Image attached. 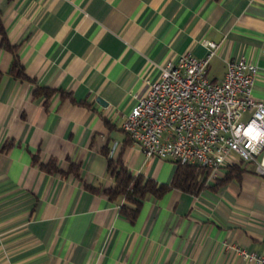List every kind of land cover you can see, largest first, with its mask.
<instances>
[{
	"label": "crops",
	"instance_id": "0c3cea01",
	"mask_svg": "<svg viewBox=\"0 0 264 264\" xmlns=\"http://www.w3.org/2000/svg\"><path fill=\"white\" fill-rule=\"evenodd\" d=\"M0 17L26 75L10 71L0 36V264H256L232 248L264 251V180L251 163L216 189L147 194L133 221L104 189L109 158L159 183L174 174V161L144 156L122 128L167 61L204 56L214 40L209 78L243 57L264 100V0H0ZM34 156L75 163L78 176Z\"/></svg>",
	"mask_w": 264,
	"mask_h": 264
},
{
	"label": "built area",
	"instance_id": "2783aa9c",
	"mask_svg": "<svg viewBox=\"0 0 264 264\" xmlns=\"http://www.w3.org/2000/svg\"><path fill=\"white\" fill-rule=\"evenodd\" d=\"M203 44L204 56L184 52L163 64L157 79L146 78V90L133 95L122 128L144 156L199 164L207 182L239 160L264 180V100L251 92L257 67L243 57L231 59L223 78L211 80L208 64L218 43ZM232 248L264 264V251Z\"/></svg>",
	"mask_w": 264,
	"mask_h": 264
},
{
	"label": "trees",
	"instance_id": "16d2710c",
	"mask_svg": "<svg viewBox=\"0 0 264 264\" xmlns=\"http://www.w3.org/2000/svg\"><path fill=\"white\" fill-rule=\"evenodd\" d=\"M0 36L1 43L12 52V60L10 63V71H16L15 74L18 77L26 78L23 71V66L20 59L17 57L16 45L11 44L8 41L5 27L0 17ZM1 76V72H0ZM55 92V89L37 86L34 89L35 95H44L45 97L51 96ZM61 97H66L68 94L64 93L63 90H59ZM66 95V96H65ZM70 100H73L70 97ZM82 103H85L82 101ZM130 141L129 136L127 135ZM33 162L38 163L39 166L48 172H72L78 176L79 167L75 163H70L67 170H62L56 166L55 159L50 158L46 163L40 162L36 156L33 157ZM176 167L174 174L169 183H159L151 177H145L142 174H134L128 170L125 165L122 164L120 158L108 159V168L110 174L113 176V185L106 187L104 193L110 199L122 196L125 202L119 207V210L130 220L133 221L138 215L141 201L147 194H152L156 197L162 196L171 188H179L181 190L197 194L200 190L206 187L216 189L225 181L236 177L238 178L241 172L245 170L243 166L244 161L239 160L227 166V170L218 176L214 180V184H206V170L201 165L189 162L175 161ZM90 190L96 191L97 187L88 186Z\"/></svg>",
	"mask_w": 264,
	"mask_h": 264
},
{
	"label": "rangeland",
	"instance_id": "374dc122",
	"mask_svg": "<svg viewBox=\"0 0 264 264\" xmlns=\"http://www.w3.org/2000/svg\"><path fill=\"white\" fill-rule=\"evenodd\" d=\"M244 118H246V115H244V116H243V119H244ZM233 154H234V153H233ZM233 156H234V157H236L237 155H236V154H234Z\"/></svg>",
	"mask_w": 264,
	"mask_h": 264
},
{
	"label": "water",
	"instance_id": "95a60500",
	"mask_svg": "<svg viewBox=\"0 0 264 264\" xmlns=\"http://www.w3.org/2000/svg\"><path fill=\"white\" fill-rule=\"evenodd\" d=\"M98 101H101V99H98Z\"/></svg>",
	"mask_w": 264,
	"mask_h": 264
}]
</instances>
